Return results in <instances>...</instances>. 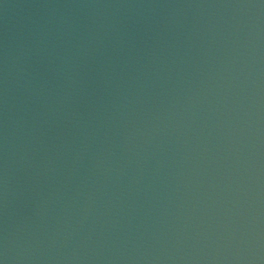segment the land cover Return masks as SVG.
Returning <instances> with one entry per match:
<instances>
[{"label":"water","instance_id":"1","mask_svg":"<svg viewBox=\"0 0 264 264\" xmlns=\"http://www.w3.org/2000/svg\"><path fill=\"white\" fill-rule=\"evenodd\" d=\"M0 264H264V0H0Z\"/></svg>","mask_w":264,"mask_h":264}]
</instances>
